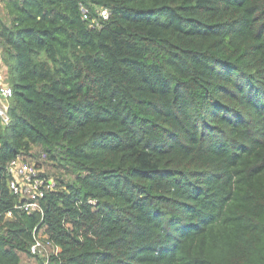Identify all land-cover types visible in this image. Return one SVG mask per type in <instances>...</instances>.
Here are the masks:
<instances>
[{
  "label": "trees",
  "instance_id": "1",
  "mask_svg": "<svg viewBox=\"0 0 264 264\" xmlns=\"http://www.w3.org/2000/svg\"><path fill=\"white\" fill-rule=\"evenodd\" d=\"M0 52V264H264V0H0Z\"/></svg>",
  "mask_w": 264,
  "mask_h": 264
},
{
  "label": "built area",
  "instance_id": "2",
  "mask_svg": "<svg viewBox=\"0 0 264 264\" xmlns=\"http://www.w3.org/2000/svg\"><path fill=\"white\" fill-rule=\"evenodd\" d=\"M79 9L82 19L89 20V25L91 27H99L100 19L106 20L109 17V11L106 8L98 10L97 16L92 18H90V10L85 4L80 3ZM3 70L4 61L0 52V118L2 123L7 125L9 123L7 101L12 96V91L11 87L4 80ZM43 156L45 155L43 154ZM7 169L11 176L9 187L13 194L17 195L21 200L12 210L6 211L3 217L11 218L15 210L23 211L28 214L38 213L41 216L43 214V209L39 200L47 191L56 188V179L43 175L38 167L33 163L23 161L20 156L10 161ZM94 202L95 201L92 199L88 200V203ZM45 237H40L39 234L35 233L30 245V252L38 255L39 253L45 252L47 247L50 248L51 252L49 254L44 253L42 257L45 259L46 263L50 255L58 254L59 247Z\"/></svg>",
  "mask_w": 264,
  "mask_h": 264
},
{
  "label": "rangeland",
  "instance_id": "3",
  "mask_svg": "<svg viewBox=\"0 0 264 264\" xmlns=\"http://www.w3.org/2000/svg\"><path fill=\"white\" fill-rule=\"evenodd\" d=\"M40 170L42 174L47 177H54V175L52 174H58L60 172V170L56 169L53 165H51L50 161L48 162V160L45 163H43V166L40 167ZM45 171L52 173V174H48ZM38 234L40 235V237H43V238L45 237V234L42 232H39ZM50 252H51V249L47 247L45 249V252L39 253L36 257L35 256L28 257V256L23 255L19 264H37V258H42L44 253L49 254Z\"/></svg>",
  "mask_w": 264,
  "mask_h": 264
}]
</instances>
